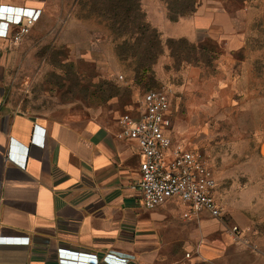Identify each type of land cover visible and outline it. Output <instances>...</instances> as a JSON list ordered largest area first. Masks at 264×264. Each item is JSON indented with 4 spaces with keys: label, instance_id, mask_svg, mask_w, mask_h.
Instances as JSON below:
<instances>
[{
    "label": "crops",
    "instance_id": "1",
    "mask_svg": "<svg viewBox=\"0 0 264 264\" xmlns=\"http://www.w3.org/2000/svg\"><path fill=\"white\" fill-rule=\"evenodd\" d=\"M51 1L0 0V6L14 9L13 16L0 18V264H183L185 242L191 246L183 234L189 224L182 219L208 214L184 218L186 207L174 200L152 210L143 207L140 194L131 188L140 156L136 144L116 138L119 115L59 119L28 114L13 104L8 85L17 43L10 36L23 12L34 18L32 33L50 32L52 26L44 20ZM139 1L145 21L163 43L183 38L196 44L211 38L221 48L222 43L233 48L231 29L218 21L224 11L207 0L175 22L168 20L161 0ZM161 57L169 66L166 47L155 67ZM178 70L186 88L203 75L201 67L192 65ZM126 112L135 113L136 106ZM178 205L179 222L174 219ZM196 239L200 242L192 264L264 257L230 238L205 233Z\"/></svg>",
    "mask_w": 264,
    "mask_h": 264
},
{
    "label": "rangeland",
    "instance_id": "2",
    "mask_svg": "<svg viewBox=\"0 0 264 264\" xmlns=\"http://www.w3.org/2000/svg\"><path fill=\"white\" fill-rule=\"evenodd\" d=\"M161 1L167 11V0ZM199 1L171 4L181 11ZM206 3L224 11L218 21L231 29L235 43L231 49L222 43V55L188 88L182 86L181 70H174L172 59L167 66L168 59L161 57L150 70L151 59L142 47L127 39L125 44L126 36H116L105 20L96 18L87 0L51 1L44 23L52 29L41 34L30 31L17 43L9 71L13 104L37 116L115 118L136 106L149 89L172 94L173 141L193 144L209 161L224 206L219 219L208 215L182 219L189 224L183 234L191 246L185 242L183 264H192L200 242L196 237L205 233L230 238L264 256V0ZM177 49L186 53L184 46ZM181 207L175 209L177 222ZM203 220L207 227L199 226ZM233 226L240 235L231 232ZM237 264H264V257L253 256L251 261L245 256Z\"/></svg>",
    "mask_w": 264,
    "mask_h": 264
},
{
    "label": "built area",
    "instance_id": "3",
    "mask_svg": "<svg viewBox=\"0 0 264 264\" xmlns=\"http://www.w3.org/2000/svg\"><path fill=\"white\" fill-rule=\"evenodd\" d=\"M13 15V8L0 6V18ZM20 17L21 22L10 36L14 44L27 36L34 24L29 12ZM171 101L168 90L149 89L136 101L135 113L125 112L117 117L116 138L136 144L140 156L138 176L131 188L140 194L147 210L174 200L186 207L184 218H197L201 213L222 218L224 206L209 161L193 144L172 139ZM231 232L240 235L237 226Z\"/></svg>",
    "mask_w": 264,
    "mask_h": 264
},
{
    "label": "trees",
    "instance_id": "4",
    "mask_svg": "<svg viewBox=\"0 0 264 264\" xmlns=\"http://www.w3.org/2000/svg\"><path fill=\"white\" fill-rule=\"evenodd\" d=\"M90 4V11L96 18H102L110 26L118 37L123 38L133 43V45L141 46L144 54L151 59L148 66L156 63L159 56L163 53V45L166 46L169 56L175 64V69H180L183 65H192L206 69L216 61L222 53L219 52L220 46L211 38H206L199 43H191L186 39H167L165 43L161 41L160 35L155 28L145 21L144 12L141 9L139 0H87ZM185 3L187 0H181ZM107 2L110 6H105ZM172 0H167V18L171 22L177 21L180 17L191 15L194 8L187 9V6H182L181 11L173 9ZM178 11V12H176ZM180 46L186 48V53L180 51ZM172 47H175L173 49ZM208 57V58H207Z\"/></svg>",
    "mask_w": 264,
    "mask_h": 264
},
{
    "label": "bare ground",
    "instance_id": "5",
    "mask_svg": "<svg viewBox=\"0 0 264 264\" xmlns=\"http://www.w3.org/2000/svg\"><path fill=\"white\" fill-rule=\"evenodd\" d=\"M261 150H262V152H264V147H262V149H261Z\"/></svg>",
    "mask_w": 264,
    "mask_h": 264
}]
</instances>
